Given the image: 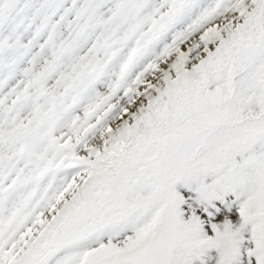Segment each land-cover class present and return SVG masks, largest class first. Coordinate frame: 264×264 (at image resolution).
I'll return each mask as SVG.
<instances>
[{"label":"snow or ice","instance_id":"obj_1","mask_svg":"<svg viewBox=\"0 0 264 264\" xmlns=\"http://www.w3.org/2000/svg\"><path fill=\"white\" fill-rule=\"evenodd\" d=\"M0 264H264V0H0Z\"/></svg>","mask_w":264,"mask_h":264}]
</instances>
